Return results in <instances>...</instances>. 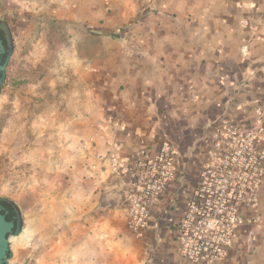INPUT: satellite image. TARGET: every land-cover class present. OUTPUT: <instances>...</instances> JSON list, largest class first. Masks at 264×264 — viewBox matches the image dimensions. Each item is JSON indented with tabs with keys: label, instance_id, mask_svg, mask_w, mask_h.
Wrapping results in <instances>:
<instances>
[{
	"label": "crops",
	"instance_id": "0c3cea01",
	"mask_svg": "<svg viewBox=\"0 0 264 264\" xmlns=\"http://www.w3.org/2000/svg\"><path fill=\"white\" fill-rule=\"evenodd\" d=\"M29 15L31 35L62 40L33 42V63L54 61L32 93L42 107L3 133L25 135L28 158L62 183L27 263L204 264L181 257L177 224L217 120L264 128V0H41ZM163 145L176 173L138 237L123 168ZM258 198L257 220L215 264H264V179Z\"/></svg>",
	"mask_w": 264,
	"mask_h": 264
},
{
	"label": "built area",
	"instance_id": "2783aa9c",
	"mask_svg": "<svg viewBox=\"0 0 264 264\" xmlns=\"http://www.w3.org/2000/svg\"><path fill=\"white\" fill-rule=\"evenodd\" d=\"M123 169L132 178L128 226L140 237L151 207L175 176L174 152L166 145L155 154L142 148ZM263 179L262 125L240 128L221 117L214 124L197 182L177 224L181 257L204 264L223 261L238 229L257 220Z\"/></svg>",
	"mask_w": 264,
	"mask_h": 264
},
{
	"label": "rangeland",
	"instance_id": "374dc122",
	"mask_svg": "<svg viewBox=\"0 0 264 264\" xmlns=\"http://www.w3.org/2000/svg\"><path fill=\"white\" fill-rule=\"evenodd\" d=\"M40 4L41 0H1L0 3V15L8 21L15 44V55L6 68V85L0 96V196L14 201L21 208L25 220L22 235L11 239L9 264H28L30 256L25 252L31 249V241L34 242L32 234L35 237V233L40 232L42 201L55 195L56 187L62 183L53 172L42 167L38 159L28 158V150L32 147L25 145V135L10 139L8 132L3 133L8 128L17 131L18 127L25 126V121L34 120L42 107L39 98L32 93L41 87L36 80L47 72L45 67L51 62L38 60L33 63L29 55L33 42L37 44L41 38L52 43L62 40L58 29L42 36L39 31L35 36L31 35L33 19L29 14L32 6ZM30 253L34 257L37 255L35 248Z\"/></svg>",
	"mask_w": 264,
	"mask_h": 264
},
{
	"label": "water",
	"instance_id": "95a60500",
	"mask_svg": "<svg viewBox=\"0 0 264 264\" xmlns=\"http://www.w3.org/2000/svg\"><path fill=\"white\" fill-rule=\"evenodd\" d=\"M13 46L12 29L6 20L0 19V93ZM24 226L21 208L11 199L0 196V264H9L12 258L11 239L20 237Z\"/></svg>",
	"mask_w": 264,
	"mask_h": 264
},
{
	"label": "trees",
	"instance_id": "16d2710c",
	"mask_svg": "<svg viewBox=\"0 0 264 264\" xmlns=\"http://www.w3.org/2000/svg\"><path fill=\"white\" fill-rule=\"evenodd\" d=\"M0 19H3V20H6L3 16L0 15ZM7 21V20H6ZM8 22V21H7ZM15 55V44L13 46V53H12V56H11V59L14 57ZM10 59V60H11ZM5 85H6V79L4 80L3 84H2V89H1V93H0V96L2 95L3 91H4V88H5Z\"/></svg>",
	"mask_w": 264,
	"mask_h": 264
}]
</instances>
